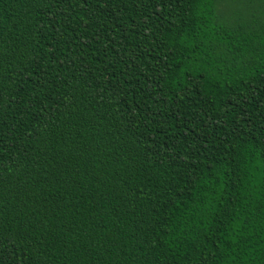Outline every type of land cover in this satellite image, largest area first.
Segmentation results:
<instances>
[{"label": "trees", "instance_id": "trees-1", "mask_svg": "<svg viewBox=\"0 0 264 264\" xmlns=\"http://www.w3.org/2000/svg\"><path fill=\"white\" fill-rule=\"evenodd\" d=\"M0 264H264V0H0Z\"/></svg>", "mask_w": 264, "mask_h": 264}]
</instances>
